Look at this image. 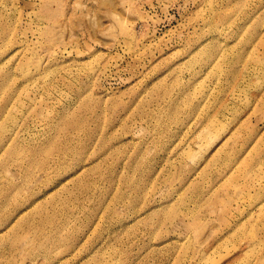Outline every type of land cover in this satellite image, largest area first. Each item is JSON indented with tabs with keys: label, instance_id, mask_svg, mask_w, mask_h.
<instances>
[{
	"label": "rangeland",
	"instance_id": "rangeland-1",
	"mask_svg": "<svg viewBox=\"0 0 264 264\" xmlns=\"http://www.w3.org/2000/svg\"><path fill=\"white\" fill-rule=\"evenodd\" d=\"M0 264H264V0H0Z\"/></svg>",
	"mask_w": 264,
	"mask_h": 264
}]
</instances>
